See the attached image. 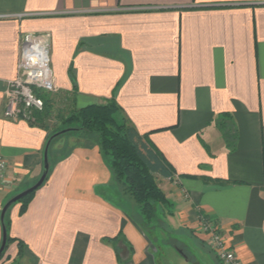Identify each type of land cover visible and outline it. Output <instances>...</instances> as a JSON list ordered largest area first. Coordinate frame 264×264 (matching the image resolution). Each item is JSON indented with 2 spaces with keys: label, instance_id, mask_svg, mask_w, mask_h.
Segmentation results:
<instances>
[{
  "label": "crops",
  "instance_id": "0c3cea01",
  "mask_svg": "<svg viewBox=\"0 0 264 264\" xmlns=\"http://www.w3.org/2000/svg\"><path fill=\"white\" fill-rule=\"evenodd\" d=\"M38 33L52 38L54 93L71 97L73 66L76 107L114 99L173 169L159 185L201 257L220 264L203 216L241 264H264V0H0V215L43 173L47 132L4 116L21 43ZM69 148L26 212L10 209L26 248L19 257L11 244L0 264H158L150 237L110 200L119 191L99 147ZM121 233L117 256L104 240Z\"/></svg>",
  "mask_w": 264,
  "mask_h": 264
},
{
  "label": "trees",
  "instance_id": "16d2710c",
  "mask_svg": "<svg viewBox=\"0 0 264 264\" xmlns=\"http://www.w3.org/2000/svg\"><path fill=\"white\" fill-rule=\"evenodd\" d=\"M69 74L73 83L71 97L64 93L39 92L38 95L45 102V108L43 112L35 113L34 121L29 123L31 126L39 127L47 132L45 149L51 141L48 153L50 171L44 184L49 180L52 164L66 158L72 152L71 148H68L64 153H60L59 150L55 152L53 148L56 141L63 135H77L80 140L84 139V142L76 144L99 147L120 194L131 197L138 205L137 217L130 218L148 235L149 230H152L153 227L159 228V224L163 223L159 217H170L175 214V204L159 185L160 178L173 179L174 171L165 162L162 154L150 145L148 136L139 134L114 99L77 108L75 95L78 94V85L73 66H71ZM57 99L58 102H56ZM57 103L61 104L62 108L55 116L54 111ZM67 129H69L67 132L52 139L55 134ZM39 189L13 204L7 211L4 218V225L7 229V245L0 255V260L13 243H17L18 256H23L26 248L25 243L11 237L10 234L9 211L13 206L20 204V215H23ZM157 217L158 222L155 220ZM158 230V235H160L163 231ZM104 241L114 247L118 256L119 251L116 245L123 241L122 233ZM120 264H123L121 260Z\"/></svg>",
  "mask_w": 264,
  "mask_h": 264
},
{
  "label": "built area",
  "instance_id": "2783aa9c",
  "mask_svg": "<svg viewBox=\"0 0 264 264\" xmlns=\"http://www.w3.org/2000/svg\"><path fill=\"white\" fill-rule=\"evenodd\" d=\"M51 45L52 38L49 33L29 34L24 37L17 63V76L8 83L5 91L6 119L13 122H33L34 114L43 112L45 108V102L38 93L56 92ZM7 167V162L0 158V184L5 179ZM183 193L185 199H188V193ZM198 230L204 235V241L220 262L241 264L218 225L201 216Z\"/></svg>",
  "mask_w": 264,
  "mask_h": 264
},
{
  "label": "rangeland",
  "instance_id": "374dc122",
  "mask_svg": "<svg viewBox=\"0 0 264 264\" xmlns=\"http://www.w3.org/2000/svg\"><path fill=\"white\" fill-rule=\"evenodd\" d=\"M56 102H58V99ZM61 108V104L57 103L54 111L55 116L59 113V109ZM69 137L72 138L69 140ZM79 138L80 137L77 135H63L56 141L53 149H58L60 153H64V151L68 150L70 145L78 142H84V139L80 140ZM109 194L111 195L110 200L123 208L129 217H137L136 212L139 213V208L131 197L120 194V192L119 194H113L111 192ZM175 209L176 203L174 211ZM157 219L158 217L155 219L158 222ZM159 219L163 222L159 224V228L153 227L152 230L148 231V236L150 237L154 247L158 250V264H213V258L208 254H204L205 256L201 257L202 255L200 253V249L202 248L199 247L196 240L187 232L176 226L178 223L176 222L174 215L173 217H159ZM158 229L162 230L164 235L163 233L158 235ZM159 236H161V238ZM181 250L184 253H182ZM220 264L222 263L220 262Z\"/></svg>",
  "mask_w": 264,
  "mask_h": 264
},
{
  "label": "water",
  "instance_id": "95a60500",
  "mask_svg": "<svg viewBox=\"0 0 264 264\" xmlns=\"http://www.w3.org/2000/svg\"><path fill=\"white\" fill-rule=\"evenodd\" d=\"M69 129L67 130H63L57 134H55L53 138L61 135V134H64L65 132H67ZM51 139V140H52ZM51 142V141H50ZM50 142L48 143L45 151H44V167H43V173L41 175V177L39 178V180L33 185L31 186L29 189L19 193L18 195H16L15 197H13L10 201H8L4 207L2 208V211H1V223H2V230H3V238H2V244L0 246V255L4 252L5 248H6V245H7V229L4 225V218H5V215L7 213V211L9 210V208L15 204L16 202H18L19 200H21L22 198H24L25 196H27L28 194L32 193L33 191L39 189L45 182L48 174H49V171H50V163H49V145H50Z\"/></svg>",
  "mask_w": 264,
  "mask_h": 264
}]
</instances>
